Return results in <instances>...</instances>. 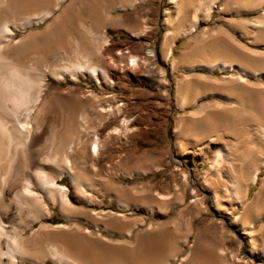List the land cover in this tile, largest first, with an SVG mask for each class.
<instances>
[{
    "label": "rangeland",
    "instance_id": "rangeland-1",
    "mask_svg": "<svg viewBox=\"0 0 264 264\" xmlns=\"http://www.w3.org/2000/svg\"><path fill=\"white\" fill-rule=\"evenodd\" d=\"M65 1L55 11V15L58 10L60 12ZM81 1L66 11L67 18H64L61 30L82 41L85 46L88 44L86 38L76 30L78 28L72 21L82 20L94 30L103 31L108 44L102 49L103 56H94L93 60L107 69L111 81L96 82L86 75H78L77 80H71L67 76L60 81L48 78L46 90H53L54 94L49 97V111L42 129L37 133L34 147L40 148L41 155L52 152L55 145L53 149L50 148L47 138L54 128L59 130L63 127L62 120L68 114H80L86 118V124L82 123V138L89 129L91 132L104 135L123 116L128 117L126 121L130 131L112 135L104 141L98 157L92 163V169L89 167V161L87 163L77 154L72 156V160L75 161L76 166L78 165L80 175L90 178L94 184L91 189L94 202L79 197L67 175L64 174L59 182L68 187L73 207L85 212V217L80 211H71L72 220H65L59 213L58 205L54 204L50 212L51 218L43 221L52 224L63 222L66 225L76 222L81 229L88 228L93 235L100 233L110 244L120 243L122 240L130 242L126 245V252L122 249V253L118 254L127 257L117 256L112 263L107 257L105 259L107 264H139L135 261L136 253L141 252L142 255V249L147 248L154 241L157 244L159 242L161 254L153 257L151 261H142V264H160L167 257L165 254L169 249L175 253V259L168 258L169 264H178L180 257L188 251L196 257L191 256L190 261H187L189 264H264V251L256 255L249 247V240L254 244H264V217L252 220L254 215L264 213V169L259 171L253 184L247 187L245 198L240 204H235L229 197L221 196L225 187V177L220 172L225 169L236 176L250 175L252 166L259 157H262V154L261 156L256 154L251 146L255 140L254 128L264 122L260 119L262 116L257 115V112L260 114L257 111L259 103L262 102L264 105V78L253 79L243 76L245 78L243 81L248 83L246 86L240 85L242 89L237 88L240 90L238 95L244 103L240 109L250 114L245 116L247 118H241L238 125L232 121L231 114L227 113L223 116L217 111L215 115L218 117L215 118L214 115L213 118L216 121L217 133L222 137L212 141H209L204 133L205 124L197 117L193 118L195 115L192 116L191 113L201 103L214 106L222 99L215 94L200 95L193 104L189 103L186 107L180 108L174 98L176 82L181 84L182 93L188 100H191L196 93H204L207 89H213L217 93L226 90L221 83L222 78L230 74L237 76L239 73L235 70L220 72L218 69L208 71L203 68H189L194 60L210 57L215 50L220 54L230 47L228 49L232 51L230 53L237 55L240 61L264 70V27H262L264 20L260 18H264V15L259 6L263 0H215L207 18L196 17L197 26L188 34L181 30L190 25V20L199 5L198 0H139L134 5L124 8L118 6L121 0H105L110 6L112 5L108 9L109 16L119 17L120 23L117 26L106 24L102 27L93 19L95 14L93 4L87 0ZM254 4L259 8L251 10ZM258 18L263 21L261 24L256 23L255 20ZM49 21L50 19H47L44 24L36 28L42 29ZM109 27H125L130 30H113L108 29ZM167 27L176 28L178 31L172 38V43L164 40V29ZM24 30L26 31V29L15 30L16 37H21L23 34L21 31ZM53 32L57 31L54 29ZM53 32L48 33L49 37L54 34ZM254 34L257 35V39ZM202 37L209 39L204 40ZM62 44L52 50L51 41L46 40L44 43L34 44L31 50L46 48L47 62L55 64L67 59V48ZM249 50L263 55L258 54L254 57L253 54L247 53ZM129 55L138 58L137 65L129 66ZM172 64L175 65L173 70L170 68ZM207 78L208 80L203 81ZM213 79L217 82L211 83ZM89 97L93 103L89 99L87 101ZM90 102L94 109L89 106ZM98 103L105 105L106 108L112 106V113L104 119V127L100 126L103 120L95 112ZM117 105L120 109L118 112L115 109ZM178 134L180 137L176 136ZM216 146L231 149L229 152L233 154L229 169L224 162L212 163V154ZM246 146L250 147L247 155L237 153ZM41 157L43 156L38 157L37 161H40ZM117 187L124 188L123 197L133 205L121 209L107 196L105 191L114 192ZM210 187L218 192L220 196L218 203H214L207 195L206 191ZM13 191L10 197L13 196ZM193 195L196 196L194 201H192ZM146 205H154L157 209L148 213L144 209ZM16 208L14 206L7 216L9 224L14 227L11 231L17 227L21 230L23 224L25 225L24 217L19 216L20 213ZM93 211L114 213L108 217L109 219L107 218L109 221L107 222L104 218L91 220ZM116 212L123 214L124 224L120 222V218L116 220L118 218L114 216ZM235 216L236 220H234ZM88 220L94 221L97 227L92 226ZM104 222L109 225L108 231L100 226L105 224ZM132 222L136 224L131 228L129 235L116 233L128 226L127 223ZM248 222H251L249 226ZM32 224V228L24 226L23 234L30 233L40 222L35 221ZM153 224L158 230L147 229V234L145 228ZM115 225L120 226L117 229ZM136 234L139 237L137 242H134ZM183 238L185 242L181 241ZM111 247H108L109 252L117 253V248ZM25 262L22 264H54L49 259L43 262H35V260Z\"/></svg>",
    "mask_w": 264,
    "mask_h": 264
},
{
    "label": "bare ground",
    "instance_id": "bare-ground-1",
    "mask_svg": "<svg viewBox=\"0 0 264 264\" xmlns=\"http://www.w3.org/2000/svg\"><path fill=\"white\" fill-rule=\"evenodd\" d=\"M63 1L64 0H0V264H22L27 260L43 262L46 259H49L54 264H90V262L92 264H107L108 262L106 263L105 260L107 257L110 258L112 263L117 256L121 257V255L118 254L122 253V249L126 252V245L130 244V242L126 240H122L120 243L110 244L100 233L93 235L88 228L81 229L76 222L66 225V223L63 222L52 224L43 221L51 218L50 212L54 204L58 205L59 213L65 220H72L70 214L71 211H80V213L84 215L85 212L73 207L68 194V187L59 182L62 180L64 174L67 175L74 191L79 197L89 202L94 200L91 191L94 184L90 178L80 175V170L77 167L78 165L76 166L75 161L72 160V156L77 154L85 159L86 162L89 161V167L92 169V163L98 157L100 149L104 144L103 142L107 141L112 135H120L130 131V128L128 127L129 124L127 125L126 121L128 117L126 118L123 116L121 120L107 130L104 135H101L100 133L98 134L95 131L91 132L89 129L85 131L86 136L82 138V123L86 124V118H83L80 114H73L75 115L74 117L72 114V116L68 114L62 120L61 124L63 127H61V129L59 128V130L58 128H54L49 136L47 135V141L50 142L49 147L53 149V146L55 145L52 152L50 151L48 154L41 155L39 154V152H41L39 151L40 148L37 149L34 147L37 133L42 129V125L46 118L45 116L49 111V97L54 94L53 90H46L48 89V78L60 81L64 79V76H67L71 80H77L78 75H86L94 79L96 82L99 80L107 82L111 81L107 75V69L93 60L94 56H103L102 49L108 44L103 31L94 30L91 25L84 23L82 20L72 21L75 22V27L78 28L76 30H79L86 38V41L88 42L87 46L71 34H68V32L66 34L65 32L63 33L61 29H63L62 24L66 17V11L72 8L77 2H82L81 0H66L60 12L58 10L55 15V11L61 6ZM87 1L93 4V9H95L93 19L99 23L98 25H100V27L106 24L114 26L115 24L116 26L119 25L120 18H117V16L112 17L108 14V9L112 6H110L109 2L105 0H100V2L97 0ZM138 1L139 0H121L119 1L121 3H119L118 6L124 8L134 5ZM214 1L215 0H198L199 5L196 9V13L190 20V25L183 28L181 31L185 34L194 31L197 26L196 17L202 16L203 18H207V14ZM263 1L259 6L263 10L264 15ZM257 6V4H254L250 9L256 10L259 8ZM177 11L179 12V10ZM177 11L176 14L178 13ZM260 18L264 20L263 17ZM47 19H50V21L44 25L42 29L36 28L38 25L44 24ZM258 19L255 20L256 23L261 24L263 21L261 19L258 21ZM243 22L244 21L242 20V23ZM262 27H264V25ZM23 29H26V31H21L23 32L22 36L17 38L15 30ZM54 29L57 31L56 33L53 32ZM49 32H53L54 34L49 37ZM177 32L176 28H165L163 34L164 40L172 43V38H174ZM254 35L257 39L258 33L257 35ZM201 39H199L200 42ZM46 40H49V42L51 41L52 50L54 48L57 49V46H60L62 43L65 45L68 52L66 61L49 64L46 58L48 53L46 48L45 50L37 48L36 50H31V48H34V44L41 42L44 43ZM196 40H198V38H196ZM228 49H230V47L226 48V50H224L225 52L223 51V53L220 54H217L218 51L215 50L210 57L198 58V60H194V62L189 65V68L191 69L203 68L208 71L218 69L220 72L235 70L238 72L239 74L237 76L230 74L229 76L222 78L223 81H221V83L226 88L225 91L223 90V93H217L213 91V89L208 90L206 88L207 90H205L204 93H196L191 100H188L182 93L181 84L176 82L174 86V98L180 108L186 107L189 103L193 104V101H195L200 95L215 94L222 99L220 102H214V106L213 104L201 103L195 111L191 113L192 116L195 115L193 118L197 117L205 124L204 133L208 136L209 141L222 137L220 133H217L216 121H214V119L218 117V115H215L217 111L223 116L227 113L231 114L232 121L237 124L241 122V118H247L245 116L250 114H247L248 112L245 113V110L242 109L241 111L240 109V106L244 103L241 96L238 95L240 94V90L237 88L239 87L242 89L243 87H240V85L244 86L245 84L246 86L248 83L243 81V79H245L243 76L251 77L253 79L264 78V70L256 69L254 67L255 65H248L242 60L240 61V59L236 57L237 55L230 53L232 51ZM169 52L170 49L168 53ZM213 53L216 54L213 55ZM247 53L250 55L253 54L254 57L258 54L259 56L263 55V53H258L256 51L252 52L251 50ZM253 56H251V58ZM261 58L262 57H260V59ZM128 62H130L129 66L137 65L138 58L135 55H129ZM170 68L173 70L175 65L172 64ZM205 80H208V78L203 79V81ZM211 81V83L217 82L214 79ZM184 82L186 83V80ZM219 82L220 81H218V83ZM208 84L210 83L208 82ZM88 99L90 100V97L87 98V101H89ZM91 102L93 103V101ZM91 102L89 103V106L93 108ZM247 106H249V104ZM111 107L106 108L105 105L102 106L100 103L97 104L95 112L98 113L101 120H103V122H100V126L104 127L105 117L112 113ZM115 109L116 112L120 110L118 105ZM257 111L260 112V114L257 112V115L262 116L260 119L264 121V105L262 102L259 103ZM214 115L215 118H213ZM251 115H253V113ZM238 130L240 131V129ZM253 134L255 140L251 147L257 152L256 154L260 156L262 154V157L258 156L259 159H257L252 166L250 175L236 176L230 173L229 170L226 171L225 169H220V172L225 177V187L221 196L229 197L235 204H240L244 200L247 187L253 184L259 171L264 169V122L254 128ZM176 136L180 137L179 134ZM216 147L217 148L212 154V163L218 164L224 162L226 163L227 169H229V164L232 159L231 154H233H230L229 152L231 149L229 150L221 146ZM237 150L236 147V151ZM249 150L250 147L246 146L245 149H242L237 153H241L244 156L247 155L246 153ZM40 156L43 157L40 158V161H37V158ZM116 189L117 190L114 192H109L107 190L105 193L119 208L125 209L126 207L133 205L131 201H127L123 197L124 188L119 187L118 189L117 187ZM12 191L14 193L13 196L10 197ZM206 192L214 203L219 202L220 196L215 189L210 187ZM159 195L161 197L163 196L162 194ZM195 199L196 196L193 195L192 201ZM179 201L181 202V199ZM14 206L17 207L16 210L20 213L19 216L24 217L23 222L26 227L32 228V223L35 221H39L40 224L37 227H33L32 231L28 234H23V230L25 229L24 224V228L21 227V230H18L17 227V230L15 229L14 231H11L14 227L11 226V223L9 224L7 216L9 211L12 208L14 209ZM144 209L148 213H152L153 209H157V207L154 205H146ZM112 213L114 212L93 211L91 213L92 218L89 213L88 216L91 220L93 218H104L107 220L108 217L112 216ZM116 213L117 214L114 215L118 217L116 220L120 218V222L122 221L121 223L124 224L125 221L123 220V214L121 212ZM114 216L113 218H115ZM261 217H264L263 212L254 215L252 220ZM236 219L237 217L235 216L234 220ZM91 220H88V222L91 223L92 226L97 227V224ZM107 222L109 221L107 220ZM135 222H137V220ZM135 222L127 223L129 224L128 226L120 229V231H116V233L129 235L131 228L136 224ZM250 223L251 222H248V226ZM100 226L104 230L109 229L107 223L100 224ZM119 226L120 225H118V227ZM147 229L149 231L150 229L155 230L156 227L154 224L151 226L148 225L145 228V231ZM137 234L133 240L134 242H137L138 240L137 238L139 236L137 237ZM80 239H83V241L81 242ZM181 241L185 242L184 238ZM98 242H100V244H97ZM154 242L147 246V248L142 249V255L141 252L140 254L136 253L135 261L142 264V261H151L153 257L161 254L162 251L159 242L158 244ZM109 246H112L111 248H117V253L109 252ZM249 247L250 251L256 255L262 254L264 251L263 243L254 244L249 240ZM165 255L166 258L163 259V256V258H161L163 259V262L161 261L160 264H169L168 258L175 259V253L170 251V249ZM191 256L192 252L188 251L185 255L180 257L178 264H189L187 261H190ZM123 257L127 256L124 255ZM128 257L131 258L130 256ZM140 258L142 259L140 260Z\"/></svg>",
    "mask_w": 264,
    "mask_h": 264
},
{
    "label": "crops",
    "instance_id": "crops-1",
    "mask_svg": "<svg viewBox=\"0 0 264 264\" xmlns=\"http://www.w3.org/2000/svg\"><path fill=\"white\" fill-rule=\"evenodd\" d=\"M110 28H112L113 30H115V29H118V30H124V31H128V30H130V29L125 28V27H109L108 29H110Z\"/></svg>",
    "mask_w": 264,
    "mask_h": 264
}]
</instances>
